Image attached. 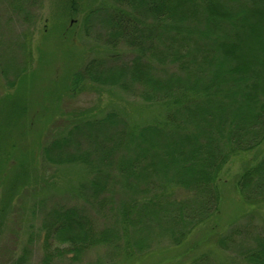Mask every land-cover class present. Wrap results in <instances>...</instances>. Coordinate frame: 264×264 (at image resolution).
Here are the masks:
<instances>
[{
	"label": "trees",
	"instance_id": "trees-1",
	"mask_svg": "<svg viewBox=\"0 0 264 264\" xmlns=\"http://www.w3.org/2000/svg\"><path fill=\"white\" fill-rule=\"evenodd\" d=\"M117 4L132 10L115 5L107 14L108 41L129 50L76 68L67 90L121 87L140 97L142 110L135 118L114 108L77 118L43 146L48 163H78L88 171L78 187L87 206L56 205L43 220V264L60 255L79 260L101 246L133 260L156 236L175 243L174 255L156 253L153 264H182L195 251L189 264H264V227L242 234L228 262L214 248L202 249L213 240L218 251L236 241L222 234L225 189L234 187L242 209L264 205V0ZM69 9L67 17L76 16L80 0H69ZM258 151L235 180L222 177L234 156ZM109 205L112 226H101L95 212ZM198 229L203 234L194 240ZM28 250L10 264H29Z\"/></svg>",
	"mask_w": 264,
	"mask_h": 264
},
{
	"label": "rangeland",
	"instance_id": "rangeland-1",
	"mask_svg": "<svg viewBox=\"0 0 264 264\" xmlns=\"http://www.w3.org/2000/svg\"><path fill=\"white\" fill-rule=\"evenodd\" d=\"M115 5L132 10L117 0H80L78 14L68 18L69 0H0V264H10L26 247L29 264H43L42 225L47 213L56 205L87 206L84 196L78 194L79 179L88 175L86 167L48 163L43 146L68 132L77 118L103 115L112 108L135 118L142 110L136 107L141 106L140 97L121 87L92 89L95 87L89 85L76 94L67 90L76 68H83L94 58L129 50L124 42H109L112 28L104 23ZM66 25H74V29L65 35L62 27ZM13 80L16 85L10 86ZM262 151L234 156L222 177L235 180L243 164ZM225 190L230 196L225 193L223 208L227 214L221 218L222 234L230 232L236 241L220 251L216 250L217 240L202 246L214 248L221 262L236 256L237 247L244 242L242 234L264 227V205L248 203L243 210L234 201L240 198L234 187ZM116 201L118 204L119 199ZM95 214L101 226H112L110 205ZM236 229L238 232L233 233ZM198 230L194 240L203 234V229ZM174 244L167 237L156 236L150 241V249L138 252L133 260L116 253L113 246H101L75 261L71 255L55 256L52 264H153L156 253L173 256L170 249ZM197 253L182 256L185 259L181 263L189 264Z\"/></svg>",
	"mask_w": 264,
	"mask_h": 264
}]
</instances>
